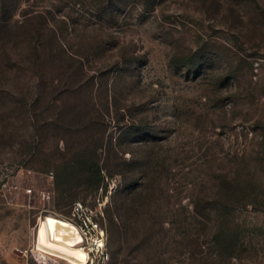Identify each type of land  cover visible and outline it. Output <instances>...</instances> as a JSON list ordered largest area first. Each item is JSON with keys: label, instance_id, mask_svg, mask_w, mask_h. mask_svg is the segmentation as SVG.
Instances as JSON below:
<instances>
[{"label": "rangeland", "instance_id": "obj_1", "mask_svg": "<svg viewBox=\"0 0 264 264\" xmlns=\"http://www.w3.org/2000/svg\"><path fill=\"white\" fill-rule=\"evenodd\" d=\"M39 13L66 54L29 40ZM98 132L124 173L99 188L72 161ZM46 215L94 216L108 264H264V0H0V264H71L38 248Z\"/></svg>", "mask_w": 264, "mask_h": 264}, {"label": "trees", "instance_id": "obj_2", "mask_svg": "<svg viewBox=\"0 0 264 264\" xmlns=\"http://www.w3.org/2000/svg\"><path fill=\"white\" fill-rule=\"evenodd\" d=\"M35 17L39 18L41 21H43L42 24L37 25L33 28H31L29 30V40H36L37 43L41 42V40H43L44 36L49 33L51 34V38H52V44L53 46L56 45V47H60V51L64 52L65 54L67 53L68 49L66 48V46L64 45H60V35L58 33L57 27H55L53 24L51 25L49 18L47 17V15L43 14V13H39L34 15ZM33 16V17H34ZM31 19V18H30ZM64 22V21H63ZM50 24V25H49ZM24 26V25H23ZM43 42V41H42ZM62 44V43H61ZM45 51L43 49L42 46H36L35 48V56L37 57H42L44 55ZM64 58V57H63ZM73 58L77 63V71L80 72H85V62H83L85 60L84 57H71ZM64 60V59H63ZM78 73V72H77ZM90 109V113H91V118L89 120L90 124H95L97 122V118L96 117V112L95 109L93 108L92 111V107H89ZM86 140V139H84ZM87 140H89L90 145L93 143L94 146L91 148L90 145L88 146H84L85 149L82 150V152L76 154L73 158L72 161L73 162V169L80 171V170H85L86 175L88 176V178L93 179L95 181L96 187L99 188L101 187V185L103 184V182L107 179V178H113L116 174H119L121 176H124L123 171H119V169H117L115 167V165H113L111 163L112 160V155L111 152L112 150H116L117 151V155L118 152L120 151L118 144L119 142H115L114 141V136L112 134L106 135L105 132H98V133H93L91 136L87 137ZM88 142V141H87ZM86 144V141L84 143V145ZM107 145V147L105 146ZM106 147V148H105ZM108 148V149H107ZM88 150H90L93 153V156L96 158L97 160H95V158L92 159V161H88L87 159V153ZM99 152H105L106 153V157H105V166L101 165V159H98V156L100 155ZM123 152V151H121ZM137 160V157L134 156V154H131L130 159L127 160L126 162L128 164H133L135 163ZM111 166V167H109ZM66 172L64 173L67 174L69 172V167H66ZM151 178L149 177L148 174L145 175L144 178L141 179L140 182H136L135 183V187L133 189V191L131 192L132 196H138V195H144L145 192H147L148 190V186L150 183ZM237 180H235L232 177L229 176H224L223 178L220 179L219 183H217L216 185V194L217 196H219V198H223L224 195L226 194H231V192L234 191V188L237 186ZM147 187V188H146ZM120 193V190L116 191V195H118ZM234 193V192H233ZM147 195V193H146ZM148 198V195H147ZM242 204V200H234V198H232V196L230 197V200L227 201V205L228 207L231 208L232 211H234V209L238 208L239 206H241ZM243 204H245L243 202ZM244 206V205H243ZM121 204L120 202L114 198V201L111 203L110 207H109V212H108V219L110 221V224L112 225V227H115L116 229L119 228V210H120ZM214 210H218L219 208H215L212 207Z\"/></svg>", "mask_w": 264, "mask_h": 264}, {"label": "bare ground", "instance_id": "obj_3", "mask_svg": "<svg viewBox=\"0 0 264 264\" xmlns=\"http://www.w3.org/2000/svg\"><path fill=\"white\" fill-rule=\"evenodd\" d=\"M37 238L38 248L71 264H86L89 250L94 246L91 243L85 247V237L74 222L51 215L41 221Z\"/></svg>", "mask_w": 264, "mask_h": 264}, {"label": "built area", "instance_id": "obj_4", "mask_svg": "<svg viewBox=\"0 0 264 264\" xmlns=\"http://www.w3.org/2000/svg\"><path fill=\"white\" fill-rule=\"evenodd\" d=\"M29 194H33V188L26 189ZM85 205L81 201H76L73 205L74 213H85ZM76 224V223H75ZM85 237L83 242L85 247H89L91 243H94L92 249L89 250V257L86 264H108L109 253L106 252V244L108 235L106 229L100 224V222L92 215H87L82 223L76 224ZM87 242V244H86Z\"/></svg>", "mask_w": 264, "mask_h": 264}]
</instances>
